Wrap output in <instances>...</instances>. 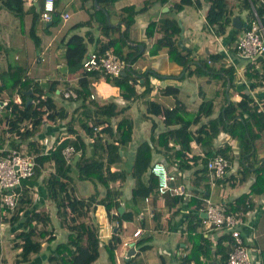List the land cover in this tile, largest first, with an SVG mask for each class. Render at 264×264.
I'll list each match as a JSON object with an SVG mask.
<instances>
[{
  "label": "trees",
  "instance_id": "1",
  "mask_svg": "<svg viewBox=\"0 0 264 264\" xmlns=\"http://www.w3.org/2000/svg\"><path fill=\"white\" fill-rule=\"evenodd\" d=\"M42 1H38L37 8L34 4L25 7V0H0L3 7L15 14H32V23L28 34L37 48L41 42L36 28L41 20ZM116 1L118 0H97L98 4H103V6L112 5ZM196 1L178 0L174 3L173 8L180 10L184 5ZM205 1L209 3L207 9L208 23L215 25L220 21L218 25H215V30L217 34H222L227 25L232 22L233 7L227 0ZM263 1L243 0L240 9L255 6L259 16L264 21ZM122 11L128 13L127 18H123L125 21L123 31H121V25L114 26L108 23L104 10L94 6L90 18L78 23V26L90 24L93 17L100 15L99 27L107 39L102 37L97 39L99 41L98 49L103 51L106 48H112L127 63L130 62V68L125 74L111 76L104 73L105 78L119 87L125 100L131 101L135 100L136 97L147 96L151 87L148 73H138L136 69L131 67L136 58L145 52L144 49L139 52L138 46H132L129 43V29L133 21L134 10L130 7H124ZM57 21V16L54 15L53 19L50 20V25ZM180 29L181 26L176 18L165 17L156 21H149L145 27V35L150 38L155 32L161 34L148 46L149 54H155L161 47L166 46L169 58L183 64L187 69L191 60L188 58L189 51L185 50L178 42L181 35ZM85 37H88L89 40L93 39V36H88L87 31L85 35L72 34L64 43L67 71L63 73L59 70L60 75L66 76L67 73L81 72V76L78 78V86L73 88L76 91V98L71 97L69 99L76 102L77 105L71 110L69 116L64 106L58 107L54 102L53 95L56 94L59 83L56 79H47L44 83L33 81L27 77L25 67L19 63H14L9 68L7 78L3 83H0V96L3 90L17 88L20 98L18 101H15L11 96L8 100L0 99L5 100V104L0 106V125L4 123L3 132L10 135L6 148L0 150V156L5 155L7 150L11 148H16L24 153L27 151V154L34 155V172L30 176L33 179L38 178L42 174V168L48 164L43 177L46 193L48 198L56 204L55 214L60 226L68 230L66 240L57 243L54 252L49 253L48 264H52L53 261H56V264H91L99 257L101 243L97 233L98 227L94 223L92 215L97 204H102L109 219H116L118 223L123 220L130 221L133 215L138 213L135 208L133 211L124 209L120 212L119 210L122 205L121 188L127 177H130L133 182L132 199L136 197L137 190L148 187H155V194L159 195L157 176L150 171L154 162L152 152L155 150L160 152L178 171L187 170L200 163L194 173L196 176L199 174L203 180V189L207 190L210 178L206 167L207 160L215 154L225 156L230 162L233 160V147L230 144L227 143L219 147L213 144V139L220 132H225L229 138L236 140L235 150L240 164L237 172L240 173V177L236 176V172L229 177L224 175L216 180L224 178L225 181L232 178L246 180L251 173L254 176L247 192L240 193L222 207L227 213L242 212L245 214L252 209L255 205L253 196L264 193V157H257V150L254 146L255 138L264 129V103L262 109H259L257 104L252 103L253 97L243 92L239 101L236 103L230 101L228 104H224L223 109L216 117H209L214 107L212 100L203 98L195 111H189L177 99L179 88L167 85L162 89V94L172 95L176 99L175 105L167 107L148 98L146 108L147 113L162 117L164 127L157 132V123L153 122L149 140L144 139L136 146L129 172L123 168L112 169L113 165L123 161L121 150L132 140V118L127 114L122 117L120 115V113L128 110L130 102L118 107L114 100L99 102L90 97L91 89L88 77L98 74L99 71L97 69L86 71L82 66V60L87 54ZM141 43L145 44L144 42ZM128 47H132L134 50L127 51ZM197 60L194 71L202 73L210 70L207 59ZM258 60L261 63L260 68H255L254 63L248 62L246 74L262 81L264 80V56H259ZM228 76L232 77L230 72ZM141 78L144 79L142 82H140ZM128 80L144 85V89L137 92L133 84L128 83ZM29 89L31 92L27 93ZM58 94L63 95V92L59 91ZM84 116L88 119L86 123L82 120ZM206 117L209 118L199 127V143L204 153L201 156L193 154L191 151V143L195 138L191 127ZM58 120H63L65 123L62 130L65 133L63 139L57 140V143L48 151H42L40 144L35 139V134L44 122ZM76 120H78L77 123ZM101 125L104 126V131L100 133L96 128ZM156 132L157 134H155ZM86 136L93 139L85 141ZM4 141L5 139L0 140V148L3 147ZM21 143H26V150L21 148ZM68 144H73L78 151L76 154L79 155L76 161H73L74 156L71 161H67L62 153V149ZM75 175L80 181L89 180L95 184L103 185V194L100 195L99 191H95L85 197L77 196L72 185ZM198 184L195 183L194 186H198ZM164 197L167 204L168 200H171L168 205H177L183 202L185 195L166 193ZM205 198V193H203V200L195 196H190L187 200L188 206L194 204V209L188 214L184 226L190 246L178 264H227L228 251L232 242L231 235L225 232L219 234L213 241L202 230H198L200 226H204L201 222L202 216L199 209L205 205ZM25 200L29 199H24L21 196L18 208L24 206ZM0 213H2L1 206ZM17 215L15 212L9 220L19 218ZM23 215L22 229L16 234L18 241L14 243L20 247L16 257L17 262L26 261L30 254L39 253L44 241L55 239L52 231L37 229L38 223L44 225L50 221L51 216L47 211H36L30 208L28 212L25 213L24 211ZM150 240L151 237L148 235L139 238L135 243L140 251H145L151 247ZM116 242L117 236L113 234L107 243H103L111 261L115 257ZM216 255H219V258H214ZM219 261L220 263H218Z\"/></svg>",
  "mask_w": 264,
  "mask_h": 264
},
{
  "label": "crops",
  "instance_id": "2",
  "mask_svg": "<svg viewBox=\"0 0 264 264\" xmlns=\"http://www.w3.org/2000/svg\"><path fill=\"white\" fill-rule=\"evenodd\" d=\"M38 1L39 0H25V7L34 4L38 8ZM176 1L178 0H118L112 5L103 6V4H98V6H96L94 0H56L57 11L55 15L57 16L58 21L55 24L50 25V21L43 22L42 19L40 20L36 28V32L41 40L38 48L35 46L33 40L28 34L29 27L32 23V14H15L0 4V83H3V81L7 78L11 64L19 63L23 67H27L26 75L28 78H32L33 81L36 80L44 83L47 79L58 80L59 83L56 88V93H59V91L64 92L69 89L76 92L73 88L78 86V78L81 74L79 72H75L70 74L67 73L66 76H62L59 73V70L62 71L61 68L66 66L65 41L72 34L80 33L75 32L78 27H82L78 26V23L90 18L93 6L95 8H105L109 15L110 22L121 25V31L125 28V21L123 18H127L128 16V13L122 11V8L130 7L134 10V12L132 15L133 21L130 24L129 29V43L132 46H138V44H141L145 50L142 55L143 57L138 60L135 69L138 73H148L151 91L146 96L147 99H153L160 102L164 106L173 107L176 99L174 97L171 99V95L162 94V89L165 86L172 85L179 88L177 99L182 102L189 111H195L203 98L212 100L214 107L213 112L209 117H216L223 109L224 104H228L230 101L233 103L239 101L243 92L248 93L253 97L252 103L257 104L259 108L263 107L264 80L258 81L256 77L253 78L246 74V64L248 62L254 63L255 68L259 69L261 66L260 61L258 58L254 61L238 58L231 53L234 50L238 38L242 35L243 30L249 21H244L242 19V10L237 8L238 6L235 0L227 1L233 7V17L238 15L243 27L241 25V27L235 28L231 22L227 25L222 34H217L215 25H212L207 21V9L209 6L207 1L197 0L192 4L184 5V7L180 10H175L173 5ZM73 7H75V9ZM250 10L251 6L247 8L249 17H251ZM64 12L69 13V16L65 20L61 17V14ZM165 17H174L177 20H180V23L183 25V31L178 38V42L185 50L189 51L188 58L191 60V63L187 69L183 66V64L169 58L166 46L161 47L155 54H149L148 46L152 44L161 34L159 32H155L152 37L147 38L145 35V27L149 21H156ZM91 21L92 23L99 25L100 15L93 17ZM218 23H220V21L217 22L216 25H218ZM101 37L103 39H107L105 36ZM30 40H32V42ZM141 42H144L145 44H142ZM19 43H23L24 46L27 47L26 58L21 61L20 55L15 53L13 58L17 61L13 62L5 50V45L15 47ZM140 51L139 47V52ZM202 52L208 53L206 56L208 63H213V66L207 72L198 73L194 71L196 67L195 62H198L197 59H202ZM214 53L216 54L214 58L216 61H213V57L211 56ZM189 69L193 70V72H190ZM53 70H56L54 75L52 74ZM98 71V74L88 77L91 93H94L97 97L100 96L102 99H109L112 97L115 99L114 101H116L118 107L130 102V107L127 110L129 111L131 103L134 100H125L119 87L111 81L106 80L104 72L100 70ZM229 72L231 73V78L228 76ZM209 74L217 80L211 83L209 80L210 78H207ZM143 80L144 79L141 78L140 82ZM133 86L137 92L144 89V85H139L137 83H134ZM94 87L97 88L95 89ZM16 89L17 88L3 90L0 99L3 98L8 100L11 96L15 101H18L20 98ZM230 92L233 93L231 96L229 95ZM60 96H62V99L64 100L71 98L65 97L64 95ZM61 105L67 109L69 116L71 114V110L77 105V103L67 102L65 105L60 104L57 106L59 107ZM127 115L130 116V114ZM145 117L147 120V116ZM209 117L203 118L199 123L194 124L191 127L195 135V138L191 143V151L193 154H199L201 156L204 155L199 143V127L201 123L206 122ZM160 118L162 119L161 116ZM82 120L85 121L84 123L88 121L85 116ZM3 125L4 123L0 125V140L5 139L6 136L8 138L10 136L3 132V128L5 127ZM64 125L65 123L63 120L44 122L41 125L40 129L35 134V139L40 144V149L42 151H48L49 148L57 143V140L63 139L65 134L62 131ZM163 127L164 126H162V128ZM254 128L257 129L256 127ZM160 130L161 129L157 127V132ZM103 131L104 128H102L99 132L101 133ZM157 132L155 134H157ZM91 139L93 138H90V136L85 137V141ZM7 142L8 140L5 139L3 143L4 145L0 148V150L6 148ZM40 142H42V146ZM227 143L233 147V160L231 162L229 161V168L226 174L227 177H229L231 174H235L240 168L238 154L235 150L236 140L229 138L225 132H220L213 139V144L216 147L223 146ZM136 146L134 147L132 153L133 157ZM254 146L257 150V157H264V129L260 131L255 138ZM21 148L26 150V143H21ZM121 151L123 154V161L120 163L128 162L130 159L128 156L129 151L127 150V154L124 148ZM155 152L159 154V157L153 158V160L161 158L165 159L160 152H157L156 150ZM47 166L48 164H46L45 168H47ZM199 166L200 163L187 170L176 171L177 183L184 187L186 193L181 204L168 205L171 200H168V204L165 203V197L161 198L159 195L157 196L155 194V187L140 189L137 190L136 197L134 199H132L131 195L130 197H126L124 199L121 196L123 210L126 209L133 211L135 208L138 213L133 215L132 220H123L120 223H118L116 219H109L105 207L102 204H97L93 214H91L93 215V221L98 227L97 233L100 243H107L113 234H116L117 236L118 232H125L124 234H121L123 236L122 241L120 242L118 236L117 241L118 244L121 243L122 245L124 240H129L130 243H134L135 255L131 256L128 261H135L137 263V258H145L149 261L146 251H150L151 253L149 254L153 255L154 252L152 250L154 249L160 256V264H178L181 261V257L188 251L190 246L189 239L184 231V226L188 214L194 209V204L188 206V198L190 196H195L198 199L203 200V193H205L206 198H209L215 204L224 207L225 203L234 199L240 193L247 192L249 190L250 183L254 179L252 173L246 180H235L232 178L225 181L224 178L218 181L215 180L213 182L214 184H211L209 178V188L205 190L203 189V180L199 177V174L196 176L194 173ZM45 168H42V174H40L38 178L33 179L32 177H28L23 179L15 189L19 194V199H21V196L24 199H29L25 200L24 206L21 207L24 209L25 213L32 208L36 211H48L51 216L52 212L49 211L50 204L48 202L46 188L43 183L44 173L47 171ZM118 168L119 167L115 165L112 166V169ZM129 171L130 170L127 172ZM236 176L240 177V173L237 172ZM195 183H199L198 186H194ZM227 186H229L231 190H226ZM82 190L83 189H79L75 184L74 191L77 196H83ZM95 191L90 192V194ZM217 196L218 199L216 200ZM253 199L255 205L244 214V222L240 229L254 263L264 264V240L258 238V240L253 239L252 242H248L251 235L258 237L257 226L264 216V193L254 195ZM10 216L11 215L0 213V264L7 263L4 255L5 253L13 251L15 247L14 243L16 241L15 236L22 229L24 215H19V218H15L13 220H9ZM48 223L44 225L38 223L37 229H41L42 231H52L55 235V239L51 241H44L42 243L41 251L39 253L30 254L26 261L17 262L15 257L14 262L16 264H44L43 261L48 258L49 253L54 252L55 245L58 243L57 242L55 245L53 243V241L57 238V228L50 230ZM136 228H140L142 231L136 240L143 238L146 232V236H156L155 242L145 251L139 250V247L135 243L136 240L134 241L135 238L132 237V232ZM207 228L209 227L200 226L198 230L204 231ZM6 231H9V237H12L11 240H2ZM263 231L264 229L261 232ZM67 233L68 232H62L61 235H63L66 239ZM208 233L209 236L212 235L213 237L211 238L214 239H216V237L220 234V232L214 229H209ZM155 244L158 245L157 249L154 248ZM114 252V258L117 264H123V261L126 263L128 262L126 252L123 253L124 256L122 257V249H119V247L117 248L116 246ZM14 254L16 256L18 252L15 250ZM142 255L145 256L141 257ZM166 256L168 257L166 258ZM214 258H219V255H216ZM218 263H220V261Z\"/></svg>",
  "mask_w": 264,
  "mask_h": 264
},
{
  "label": "built area",
  "instance_id": "3",
  "mask_svg": "<svg viewBox=\"0 0 264 264\" xmlns=\"http://www.w3.org/2000/svg\"><path fill=\"white\" fill-rule=\"evenodd\" d=\"M48 4L49 0L42 1L41 19L43 22L52 20L57 11L55 0H51V8L48 7ZM68 16L69 13L67 12L61 14L64 20ZM231 53L238 58L250 61L264 55V21L253 5L251 6V17ZM128 65L130 62L127 63L112 48H106L103 51L99 49L90 50L82 60V66L86 71L97 69L111 76L121 75V72ZM128 83L134 84L132 80H128ZM63 95L76 98V92L71 89L65 90ZM90 97L94 98L95 94L91 93ZM102 128H104L103 125L98 126L96 130L100 131ZM77 152L73 144H68L62 149L67 161H71ZM34 166V155L24 153L16 148L8 149L5 155L0 156V206L3 214L12 215L16 212L18 215H23L24 209L18 208L19 194L15 188L23 179L33 175ZM206 167L211 181L214 182L217 178L227 174L229 160L221 154H215L207 160ZM150 171L157 176V191L161 198H164L166 193L172 195L186 194L184 187L177 183L175 166L168 163L166 159L154 160ZM204 202L205 205L199 209L203 214L201 215L202 224L209 227L203 231L204 234L211 238L213 236H209L208 230L214 229L220 234L228 232L232 237L227 264H255L241 234L240 228L244 222V214L242 212L227 213L222 206L215 204L209 198H205ZM141 233L140 228H136L132 232L134 241ZM211 239L215 241L214 238ZM123 245L128 247L130 241L124 240Z\"/></svg>",
  "mask_w": 264,
  "mask_h": 264
},
{
  "label": "rangeland",
  "instance_id": "4",
  "mask_svg": "<svg viewBox=\"0 0 264 264\" xmlns=\"http://www.w3.org/2000/svg\"><path fill=\"white\" fill-rule=\"evenodd\" d=\"M242 1L243 0H235V2L237 3V6H238L237 8H240V6L242 4ZM75 7H73V8L75 9ZM241 10H242V12H241L242 19L244 21L249 20L250 17L248 15L247 9H241ZM91 23H92V21H91ZM91 23L90 24H86V25H84L82 27H78L76 29V31H75V32H80L79 34H82V35H85V33L88 31V36H93V39L92 40H89L88 37H85L87 52L90 51V50L98 49L99 48V41H97V39L99 37L103 36L102 31H101L99 25H97L96 23H92V24ZM111 23H113V22H111ZM129 37H130V35H129ZM30 41L32 42V40H30ZM5 50L7 51V53L10 56L11 61H13V62L17 61V60H15L13 58L15 53H17L18 55H20V60L21 61H23L26 58L27 47L24 46L23 43H19L15 47H10L9 45H5ZM126 50L127 51H133L134 49L132 47H128ZM207 54H208L207 52H202L201 53L202 59H207V57H206ZM211 56L213 57V61H216L214 59L215 56H216V54L214 53ZM142 57H143L142 55H139L136 58V60L132 63L131 67L133 69L136 68V64L138 63V60L140 58H142ZM212 66H213V63H210L209 62L208 63V67L211 68ZM55 73H56V70H53L52 74L54 75ZM79 73L81 74V72H79ZM91 76L92 75H90L89 77H91ZM207 78H210L209 80H210L211 83H213V82H215L217 80L216 78L211 77L210 74L208 75ZM30 79H32V78H30ZM204 84H206V83H204ZM94 88L96 89L97 87H94ZM232 94H233L232 92L229 93L230 96ZM172 97L173 96L171 95L170 98L172 99ZM53 98H54V102L56 103V105H60V104H64L65 105L67 102L68 103H71L72 102L69 99H66V100L62 99V96H60V94H58V93L54 94L53 95ZM207 98H210V97H207ZM95 99L97 101H99V102H106V101L115 100L112 97L109 98V99H102L100 96L97 97V95H95ZM146 108H147V98H146V96H144V97H141L140 96V97H136L135 100L131 103V108L129 109V111H125L124 113H120L121 117L123 115H125V114H130V116L132 117V121H133L132 140L130 141L129 144H127L126 146L123 147L124 150H125V152H126V154H127V150L129 151L128 156H129L130 159L128 160V162H124V163H120V164H116L115 165V166H117L119 168H124L127 171L130 170V166H131V162H132V157H133L132 156V153H133L134 147L140 141H142L144 139H149L150 138L151 126H152L153 122L157 123V127L159 129H162V126H164L163 121L160 118V116L159 115H155V114H149V113H147ZM0 113H1V111H0ZM144 115L147 116V120L145 119L146 117ZM77 122H78V120H76V123ZM36 137H37V135H36ZM5 139L8 140V137L6 136ZM40 143H41V146H42V142H40ZM22 149H24V148H22ZM26 153H27V151H26ZM152 156H153V158H157V157H159V154L156 153L155 151H153L152 152ZM210 181H211V179H210ZM212 183L213 182L211 181V184ZM72 184H73V186H75V184H76L79 189H83L82 190L83 191V194H82L83 196L89 195L90 192H93L95 190L99 191V194H103V190H104L103 185H101L100 183H96L95 184V183H93V182H91L89 180L80 181L77 178L76 175L74 176V180H73V183ZM132 187H133L132 179L130 177H127L126 180L123 183V186H122V195L121 196H122L123 199L126 198V197H130ZM226 190L229 191V190H231V188L229 186H227ZM217 199H218V196H217L216 200ZM48 202L50 204L49 211L52 212L51 213V219H50V221L48 223L49 224V229L52 230L53 228H57V231H56L57 238H56V240L53 241V243L55 245L57 242L59 243L61 241H65L66 240L64 238V236L61 235V233L62 232H68V230L65 229V228H62L59 225V220H58V218H57V216L55 214V210H56V207H55L56 204H55V202L53 200H51L50 198H48ZM219 202H220V200H219ZM263 221H264V216L262 217V220H260V222H259V224L257 226L258 237H255V236L251 235L250 236V239L248 240L249 243H250V241L252 242L253 239L254 240H258V238L264 240V231L261 232L264 229V222ZM124 233L125 232H123V233H119L118 232L117 233V236L120 239V242L123 239V236L121 234H124ZM146 235H147V232L145 233L144 237H146ZM150 237H151L150 243L153 244L155 242L156 236L155 235H151ZM5 239H7V240L8 239L9 240L12 239V237H9V231H6L4 233V237L2 238V240H5ZM15 240L18 241V239L16 238V236H15ZM116 243H117V248L119 247V249H122V257H123L124 256L123 253L126 252V249L128 247L123 246L121 243L118 244V241ZM101 244H100L101 246H99L100 255L96 259V261L92 262L91 264H117L116 261H115V258H114L113 261H111L108 258V255H107L108 253L106 251V248L104 247L103 243H101ZM14 246H15L14 249L19 253L20 247L17 246V245H14ZM157 246L158 245L155 244L154 245V248L157 249ZM14 249H13V251H10V253H5L4 257L7 260L6 261L7 262L6 264H16L14 262V258L17 257V255L15 256V254H14L15 250ZM152 251L154 252L153 255L152 254H149V253H151L150 251H146V253L148 254V257H149V261H147L145 258H143V259L142 258H137L136 259V261H137L136 264H160V256H159V254L154 249ZM144 256L142 255L141 257H144ZM167 257L168 256H166V258ZM43 263L44 264H48V259H45L43 261ZM20 264H23V263H20ZM52 264H56V261H53ZM123 264H128V262L126 263L125 261H123Z\"/></svg>",
  "mask_w": 264,
  "mask_h": 264
},
{
  "label": "water",
  "instance_id": "5",
  "mask_svg": "<svg viewBox=\"0 0 264 264\" xmlns=\"http://www.w3.org/2000/svg\"><path fill=\"white\" fill-rule=\"evenodd\" d=\"M94 2H95V5L98 6V2H97V0H94ZM103 10H104V12L106 13V18H107L108 23L117 26V25H118L117 23H111V22H110V18H109V15H108V13H107V10H106L105 8H103ZM178 22H179V24H180V26H181L180 34H182V31H183V25L180 23V20H178ZM232 25H233V27H235V28H239V27H241L242 22H241L240 17H239L238 15H236V16H234V17L232 18ZM138 46L140 47V50L143 49V46H142L141 44H138ZM129 68H130V65H128V66L126 67V69L123 70V71L121 72V74H125L126 71L129 70ZM61 70H62V72H65V71H66V66H63V67L61 68ZM30 92H31V89H29V90L27 91V93H30ZM4 104H5V101L0 100V106H2V105H4ZM78 155H79V154H75V155H74L73 161H76V159L78 158ZM119 210H120V212L123 210V206H122V205L119 207ZM201 215H203V214H201ZM134 255H135V245H134V243L132 242V243H130V245L128 246V248H127V250H126V256H127V259H129L131 256H134ZM131 264H136V262H135V261H132Z\"/></svg>",
  "mask_w": 264,
  "mask_h": 264
},
{
  "label": "clouds",
  "instance_id": "6",
  "mask_svg": "<svg viewBox=\"0 0 264 264\" xmlns=\"http://www.w3.org/2000/svg\"><path fill=\"white\" fill-rule=\"evenodd\" d=\"M48 7L51 8V0H49Z\"/></svg>",
  "mask_w": 264,
  "mask_h": 264
}]
</instances>
